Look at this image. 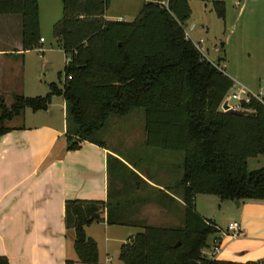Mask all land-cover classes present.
<instances>
[{
  "label": "trees",
  "instance_id": "1",
  "mask_svg": "<svg viewBox=\"0 0 264 264\" xmlns=\"http://www.w3.org/2000/svg\"><path fill=\"white\" fill-rule=\"evenodd\" d=\"M62 15L53 38L66 57L60 85L49 84L45 96L15 95L10 106L0 97V137L5 123L24 110L45 111L53 96L65 102L68 150L95 139L110 117H127L141 109L146 145L180 151L182 177L176 184L184 205L182 227H143L120 247L121 264H236L208 259V237L218 229L195 210L198 195L221 201L264 202V167L249 171L247 160L264 156V104L251 98L230 115L220 105L233 81L218 64L207 61L186 37L182 24L190 17L188 0H143L132 22L105 19L109 0H60ZM218 17L224 9L216 5ZM0 15L22 17L25 50L37 47L38 0H0ZM70 77V80L68 78ZM113 219L110 202H65L64 226L73 233L79 264H97L96 243L85 227ZM0 264L8 261L0 257ZM65 264H74L67 260ZM246 264H264L254 262Z\"/></svg>",
  "mask_w": 264,
  "mask_h": 264
},
{
  "label": "crops",
  "instance_id": "2",
  "mask_svg": "<svg viewBox=\"0 0 264 264\" xmlns=\"http://www.w3.org/2000/svg\"><path fill=\"white\" fill-rule=\"evenodd\" d=\"M42 3L53 4L38 0L39 30ZM213 5L225 11L224 2ZM49 17L53 27L58 21L56 12ZM22 34L20 15H0V97L8 106L15 95L45 96L48 85L54 84L40 80L41 74L49 73L40 61L45 40L39 35L37 47L25 50ZM252 77L246 89L260 96L264 71ZM65 115L64 100L53 96L45 111L24 110L0 137V257L8 264H65L67 260L79 264L73 233L64 226L67 201H108L112 205L113 219L120 224L106 222L105 208L102 221L85 227L87 238L97 245V264H121L120 247L143 227L164 228V222L183 220L181 191L176 184L164 186V161H126L103 142L102 147L84 142L79 149L68 150ZM194 202L196 212L206 220L199 201ZM230 202L223 205L229 220L223 227L213 220L218 232L207 241L204 254H212L216 243L214 260L264 263V202ZM233 221L244 229L241 238L227 236V225Z\"/></svg>",
  "mask_w": 264,
  "mask_h": 264
},
{
  "label": "rangeland",
  "instance_id": "3",
  "mask_svg": "<svg viewBox=\"0 0 264 264\" xmlns=\"http://www.w3.org/2000/svg\"><path fill=\"white\" fill-rule=\"evenodd\" d=\"M45 1L53 4L48 6L42 3L41 5L39 35L45 43L42 45L44 54L40 61L43 67L46 66L44 71L49 73L45 76L41 74L40 80L48 84L52 82L60 85L63 77L59 81L58 75L63 71L65 58L55 44L49 14L56 12L60 20L62 3L60 0ZM236 1L188 0L191 13L182 26L186 37L192 43L202 40V51L208 62L218 64V59H221L220 68L235 77L233 85L240 84L247 88L246 85L254 81L252 75L257 71H264V0H239L237 4ZM215 2H224L223 19L218 17L213 5ZM143 3V0H109L105 17L111 21H116L120 17L122 18L120 21L132 22L140 12ZM235 92L236 88L233 86L227 96L230 97ZM258 92L262 93L259 97L264 104V89H259ZM227 96L223 101L227 100ZM223 101L220 110H222ZM229 104L234 109L241 110L237 107L236 101L229 100ZM16 121L20 120H15L13 123H17ZM6 125H9V122L5 123ZM144 126V111L133 110L125 118L110 117L95 139L106 144L109 149L116 150L126 161H164V186L177 184L182 177L183 153L147 146ZM247 167L249 171L263 168L264 156L258 155L248 159ZM195 199L199 201L202 212L206 214V220L211 222L214 220L219 227L227 223L230 214L223 205H230V201H221L217 197L206 195H198ZM183 224L184 215L182 221L175 219L173 222H164V228L182 227ZM211 238L212 236L208 237V242ZM73 257H75L74 254Z\"/></svg>",
  "mask_w": 264,
  "mask_h": 264
},
{
  "label": "built area",
  "instance_id": "4",
  "mask_svg": "<svg viewBox=\"0 0 264 264\" xmlns=\"http://www.w3.org/2000/svg\"><path fill=\"white\" fill-rule=\"evenodd\" d=\"M202 44H203L202 40H199V42H193L194 47L204 56V53L202 51ZM68 80H70V77L68 78ZM233 86L236 88V92L231 94L230 97L227 96L228 97L227 100L223 101V104L226 103L230 108L234 109L229 104V100L236 101L238 103L237 107H240L241 103H248L251 98H255V99L261 101L259 96L251 94L242 85L236 84V85H233ZM226 229H227V236L229 238L237 239V238H241L242 236H244V229L242 228V225L239 222H237V221H233V222L229 223L227 225ZM217 253H218V246L215 243L214 246H213L212 254L206 255V257L208 259H213V255L217 254Z\"/></svg>",
  "mask_w": 264,
  "mask_h": 264
},
{
  "label": "water",
  "instance_id": "5",
  "mask_svg": "<svg viewBox=\"0 0 264 264\" xmlns=\"http://www.w3.org/2000/svg\"><path fill=\"white\" fill-rule=\"evenodd\" d=\"M260 88L264 89V81L260 83ZM222 111L235 116H248L249 112L245 110H238V109H232L230 108L226 103L222 105ZM238 204V202H236ZM100 213H103V210H100Z\"/></svg>",
  "mask_w": 264,
  "mask_h": 264
}]
</instances>
